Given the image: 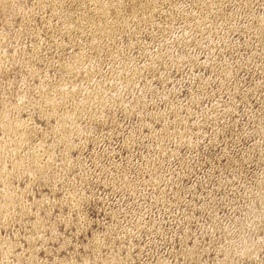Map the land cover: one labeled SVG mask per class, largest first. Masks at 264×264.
Masks as SVG:
<instances>
[{"label":"rangeland","instance_id":"obj_1","mask_svg":"<svg viewBox=\"0 0 264 264\" xmlns=\"http://www.w3.org/2000/svg\"><path fill=\"white\" fill-rule=\"evenodd\" d=\"M0 264H264V0H0Z\"/></svg>","mask_w":264,"mask_h":264}]
</instances>
